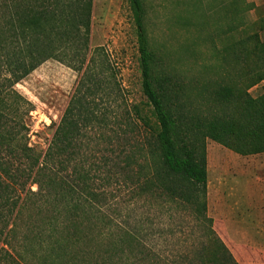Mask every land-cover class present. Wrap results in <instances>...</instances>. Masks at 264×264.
Returning a JSON list of instances; mask_svg holds the SVG:
<instances>
[{
    "label": "trees",
    "instance_id": "16d2710c",
    "mask_svg": "<svg viewBox=\"0 0 264 264\" xmlns=\"http://www.w3.org/2000/svg\"><path fill=\"white\" fill-rule=\"evenodd\" d=\"M126 1L136 26L140 87L150 117L135 106L114 125L103 105L110 98L103 78L106 59L99 70L91 61L92 67L82 71L93 0H0V77L7 75L0 84V222L14 214L21 194L26 198L30 193L26 185H36L39 200L55 208L51 224L60 228L49 229L51 241H45L49 251L57 258L74 259L77 254L69 249L84 246L80 237L84 221L106 228L112 224L101 211L109 201L102 189L114 186L129 195L128 204L148 200L167 206L169 214L176 210L188 214L204 243L187 264H238L207 217L206 142L241 157L264 154V28L262 37L230 41L216 64L217 79L192 98L182 81L157 69L143 26L142 0ZM47 60L67 61L65 65L82 76L40 161L24 144L16 143L7 120L25 104L18 95L14 94L17 102L10 97L11 89ZM258 86L261 94L253 98L249 91ZM91 143L104 149L95 155L88 148ZM82 146L90 153L79 160ZM94 205L100 212L91 211ZM3 236L0 230L2 245ZM125 238L127 257L139 256L144 263L142 245L130 235ZM3 252L1 248L0 262L7 261L1 258ZM152 258L145 263L160 264Z\"/></svg>",
    "mask_w": 264,
    "mask_h": 264
},
{
    "label": "rangeland",
    "instance_id": "374dc122",
    "mask_svg": "<svg viewBox=\"0 0 264 264\" xmlns=\"http://www.w3.org/2000/svg\"><path fill=\"white\" fill-rule=\"evenodd\" d=\"M232 1L142 0L143 26L157 69L182 81L192 98L204 85L217 79L216 64L230 41L255 34L263 36L264 0H255L258 4L254 0H239L236 5ZM136 32L126 0H93L82 71L91 66V61L99 70L106 59L103 78L109 85L110 98L103 105L108 122L114 125L123 120L125 111L133 113L135 106L150 117L140 87ZM65 64L47 60L11 89L10 97L16 101L14 94L18 95L25 104H20L17 114L7 120V127L16 143L24 144L40 161L82 76V72L77 73ZM6 77H0L2 86ZM249 93L256 98L261 94L260 86ZM134 117L132 114V120L139 123ZM89 136L96 138L91 132ZM82 142L87 146L85 140ZM88 148L95 150V155L104 149L96 148L95 143ZM86 149L79 148V160L90 153ZM206 159V210L215 234L238 264H264V154L241 157L207 141ZM28 187L32 193L26 198L21 194L14 214L4 216L0 222L4 233L0 249L10 256L3 252L1 258L7 261L0 264H146L150 255L154 260L158 258L160 264H187L204 241L187 213L176 210L169 214L167 206L160 207L148 200L128 204L129 195L110 186L102 189L109 201L101 211L112 224L106 228L84 221L80 229L84 246L69 249L77 256L57 258L45 243L51 241L49 229L60 230L50 222L55 208L50 202L39 200L36 185L27 184L25 189ZM99 210L95 205L91 209ZM125 234L142 245L144 263L139 256L135 260L127 257Z\"/></svg>",
    "mask_w": 264,
    "mask_h": 264
},
{
    "label": "crops",
    "instance_id": "0c3cea01",
    "mask_svg": "<svg viewBox=\"0 0 264 264\" xmlns=\"http://www.w3.org/2000/svg\"><path fill=\"white\" fill-rule=\"evenodd\" d=\"M254 4H258V1H252ZM257 234H259L258 232H256Z\"/></svg>",
    "mask_w": 264,
    "mask_h": 264
}]
</instances>
